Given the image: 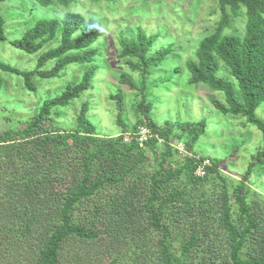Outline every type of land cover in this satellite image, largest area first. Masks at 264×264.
Here are the masks:
<instances>
[{"label":"trees","instance_id":"16d2710c","mask_svg":"<svg viewBox=\"0 0 264 264\" xmlns=\"http://www.w3.org/2000/svg\"><path fill=\"white\" fill-rule=\"evenodd\" d=\"M32 1L44 6L55 4V0ZM58 2L67 5L72 0ZM217 3L220 17L213 30L197 41L193 56L183 67L177 66L176 72L185 67L190 83H204L222 93L223 100L211 98L220 111L243 115L262 131L261 148L232 189L216 158H211L212 164L201 176L196 171L202 159L188 153L181 155L172 145L188 132L187 149L196 153L194 143L205 133L204 120L177 124L168 121L160 126L151 115L147 79L154 67L164 63L173 42L153 50L158 34L143 29L129 40L122 37L120 41L116 57L131 72L122 73L118 81L141 96L136 103L138 117L130 131L144 124L155 134L142 147L135 139L124 141L123 133L129 130L122 88L109 94L118 111L116 121L123 127L119 135H99L88 116L92 96L85 95L95 89L94 78L101 68V62L95 61L100 51L95 44L104 24L97 15L67 11L62 17L33 16L23 35L10 41L26 53L38 54L37 64L32 70H22L0 59V94L3 72L22 76L25 89L36 91L35 77H57L71 64L83 66L81 78L69 80L59 94L45 98L26 126L0 131V224L21 240V247L32 249L36 245L33 258L29 259L31 252L26 249L23 255L32 264H83L92 254L76 245L90 249L106 237H111V242L130 238L135 245L133 264H146L142 242L151 231L161 235L153 240L154 249L147 246L157 264H213L219 252L217 238L205 226L214 209L196 186L205 184L211 175L223 180L218 213L227 236L220 246L227 250L230 264H264V240L257 233L259 217L251 211L249 201L253 190L246 189L247 181H253V168L264 165V119L256 114L264 102V0ZM242 14L246 19L244 31L228 32L233 19ZM5 23L0 11V45L6 39ZM49 62L52 66L44 68ZM136 72L139 84L131 77ZM76 99L80 101L76 126L59 129L53 116L62 108L75 106ZM176 127L180 133L175 132ZM148 153L156 162L150 175L141 170ZM180 175L185 178L184 186H172ZM232 199L239 211L236 218ZM192 209L198 217L175 251L171 236L174 220H179L178 212L190 216ZM117 262L118 256H114L109 264Z\"/></svg>","mask_w":264,"mask_h":264},{"label":"rangeland","instance_id":"374dc122","mask_svg":"<svg viewBox=\"0 0 264 264\" xmlns=\"http://www.w3.org/2000/svg\"><path fill=\"white\" fill-rule=\"evenodd\" d=\"M218 9L217 0H72L67 5H61L58 0H55V4L48 6L32 0H4L0 3V11L6 19V39L0 45V59L22 70L35 68L38 54L26 53L10 43L12 39L23 35L31 25L33 16L35 18L62 17L67 11L97 15L104 24L95 44L100 48L95 61L101 62V68L94 78L95 89L87 92L85 96L88 94L92 96L88 116L96 124L99 135L113 137L119 135L123 127L116 121L118 111L115 102L109 98V94L115 92L117 88L123 89L125 121L129 131L136 123L138 117L136 103L141 98L136 91L118 81L122 73L131 72L127 65L116 57L120 51V41L122 37L126 40L132 38L138 29L146 30L149 34L157 33L158 40L153 50L168 46L169 42H173V46L164 63L154 67L151 76L147 79L148 99L153 104L151 115L160 126H165L168 121L177 124L204 120L205 133L194 143V150L209 153L211 158L218 160L222 174L226 176L227 184L232 189L233 185L240 180L241 173L248 169L253 157L261 148L262 131L243 115L225 114L220 111L211 98L223 100L222 93L204 83H190L189 72L185 67L176 72L177 66L183 67L186 59L193 56L197 41L213 30L216 20L220 17ZM245 20L244 14L233 19L232 27L228 32L242 33ZM52 64L49 62L44 68H50ZM82 67L80 64H71L60 76L35 77L38 86L36 91L25 89L22 76L3 72L4 87L0 94V131L26 126L45 98L59 94L69 80L81 78ZM131 77L138 84L140 83L137 72L131 73ZM74 102L75 106L62 108L53 116L52 121L59 129L69 130L76 126L75 113L80 101L76 99ZM256 114L264 119V102L257 108ZM175 132L180 133V129L176 127ZM184 136V140H187L189 133L186 132ZM148 154L149 157L144 164H141V170L150 175L156 162L154 156ZM252 171L253 181H247L246 189L253 190L250 192L249 201L251 211L259 217L260 226L257 233L263 241L264 165L258 164ZM137 173H140L139 170ZM184 181V176L180 175V178L172 181V186L182 188ZM196 186L201 191V195L207 198L208 202H212L214 209L210 222L205 226L210 235H215L217 238L215 244L218 245L216 249L219 252L213 264H230L227 250L220 246V243H225L227 236L219 221L221 212L218 213L223 180L211 175L210 180L205 184ZM231 203L233 217L236 218L239 215L237 204L234 199ZM187 214L188 212L186 214L178 212L179 220H174L172 226L171 236L175 251L180 238L189 235L191 222L198 217L195 209H192L190 216ZM197 230L203 232V229ZM159 237L161 235L158 232L151 231L142 242L145 248L144 253L147 255L146 264H157L156 256L147 251V246L154 249L156 244H153V240ZM76 247L83 251L87 249L92 254L83 264H109L114 256H118L116 264H133L135 245L131 243L130 238L128 240L120 238L111 242V237H106L104 242L99 241L93 248L89 249L84 244H77ZM25 249L31 252L29 259L33 258L37 250L36 245L33 244L32 249L27 246L21 247V240L7 226L3 227V224H0V264H32L23 256L27 253ZM205 255L207 256L208 253Z\"/></svg>","mask_w":264,"mask_h":264},{"label":"built area","instance_id":"2783aa9c","mask_svg":"<svg viewBox=\"0 0 264 264\" xmlns=\"http://www.w3.org/2000/svg\"><path fill=\"white\" fill-rule=\"evenodd\" d=\"M154 136L155 134L152 132L151 128L144 124L138 125L137 129L134 131H126L125 133H123L125 142L135 139L138 142V144L142 147H144L145 144ZM162 141H163L162 139H159V142ZM172 145L179 151L181 155L188 153L195 156L198 159L201 158L202 160L198 165L196 172L201 176L207 173L206 170L207 166H210L212 164L209 153L198 152L197 150L196 153L189 151L187 149L184 139H176L172 142Z\"/></svg>","mask_w":264,"mask_h":264}]
</instances>
